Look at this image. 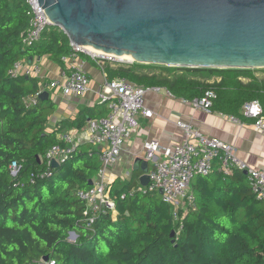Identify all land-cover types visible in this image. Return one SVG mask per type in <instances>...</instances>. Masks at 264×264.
Wrapping results in <instances>:
<instances>
[{
    "label": "trees",
    "instance_id": "obj_1",
    "mask_svg": "<svg viewBox=\"0 0 264 264\" xmlns=\"http://www.w3.org/2000/svg\"><path fill=\"white\" fill-rule=\"evenodd\" d=\"M29 18L26 0H0V264H264V200L253 193L244 171L225 175L220 162L210 175L192 180L195 206L180 209L178 220L159 192L139 190L143 172L133 170L128 181L117 178L111 184L115 210L100 212L94 226L87 227L86 205L78 192L91 187L101 168L99 152L91 144L52 167V176L30 182L48 168L45 155L59 142L60 132L84 128L106 116L109 107H87L73 119L52 124L58 108L52 97L30 104L44 82L11 75L13 65L45 56L62 63L72 45L58 26L25 45ZM139 64H108L107 78L166 87L188 101L214 90L213 109L240 120H247L240 112L246 102L258 100L264 108V82L239 80L251 75L250 69L192 68L205 76L225 75L209 84L187 76L151 75ZM13 161L21 164L18 178L11 174ZM71 232L77 234L76 241L69 240Z\"/></svg>",
    "mask_w": 264,
    "mask_h": 264
},
{
    "label": "built area",
    "instance_id": "obj_2",
    "mask_svg": "<svg viewBox=\"0 0 264 264\" xmlns=\"http://www.w3.org/2000/svg\"><path fill=\"white\" fill-rule=\"evenodd\" d=\"M26 3L29 6L30 18L23 43L33 45L42 38L43 33L50 26L54 25L38 0H26ZM71 45L70 55L63 57V60L69 64L68 68L49 84L44 83L43 87L30 98V104L38 103L40 94L48 88H60L67 96L87 94L90 91V76L85 62L80 58L82 54L91 57L103 70L108 64L135 62L90 47L73 43ZM10 74L42 78L43 70L36 63L19 61L13 65ZM104 75L106 78L99 95L101 102L108 104L109 113L99 119L90 120L84 129L75 128L60 132L59 142L46 152L45 160L48 168L43 174L33 175L30 179L31 183H36L39 177L52 176L53 161L56 160L61 165L66 163L84 144L97 147L101 168L93 180V185L87 190L78 192L79 198L85 202V222L90 228L94 226L100 212H105L106 209L115 210V202L110 195L111 184L114 182L110 178V168L118 164L124 143L139 129V118H152L154 115L153 110L146 103V94L164 92L161 87L137 85L125 78L108 80L105 70ZM166 93L171 94L168 90ZM215 98V91L208 90L205 95L191 100L190 103L197 110L211 112ZM243 114L253 119L255 129L264 134V108L258 100L246 102L243 105ZM230 119L239 120L234 116H230ZM177 124L184 132V139L176 145L163 148L159 140L145 142V160L150 163V181L147 186H142L140 183V191L147 194L160 193L162 190L160 193L162 200L173 207L175 219L178 220L180 209L195 206L194 195L190 193L192 180L198 175H210L214 171L216 162H220V170L225 175L232 174L235 169L247 172L253 193L258 199L264 200V169L252 167L238 156L235 146L207 137L193 123L178 122ZM10 170L12 176L18 178L21 164L13 161ZM132 173L133 169L127 170L121 178L128 181ZM18 185L19 183L16 184ZM135 191L136 189H133L132 194Z\"/></svg>",
    "mask_w": 264,
    "mask_h": 264
},
{
    "label": "water",
    "instance_id": "obj_3",
    "mask_svg": "<svg viewBox=\"0 0 264 264\" xmlns=\"http://www.w3.org/2000/svg\"><path fill=\"white\" fill-rule=\"evenodd\" d=\"M38 1L75 45L145 64L264 68V0ZM49 98L48 90L40 94ZM53 166L60 164L54 160ZM149 169V161L136 158L133 170H142V186L149 184Z\"/></svg>",
    "mask_w": 264,
    "mask_h": 264
},
{
    "label": "crops",
    "instance_id": "obj_4",
    "mask_svg": "<svg viewBox=\"0 0 264 264\" xmlns=\"http://www.w3.org/2000/svg\"><path fill=\"white\" fill-rule=\"evenodd\" d=\"M80 58L85 62V67L90 76V91L82 96H67L60 88H48L50 97L58 105L51 120L52 124H58L62 120L73 119L81 110L87 107L106 104L101 102L99 95L106 78L104 70L107 76L106 67L103 70L91 57L85 54H82ZM33 63L41 66L43 70L42 80L45 84H49L50 81L58 78L69 65L63 58L62 63H60L47 56L34 58ZM134 63H126L125 65H134ZM140 64H143L140 66L143 72L164 78L187 76L188 78L214 84L221 82L223 77H225L223 74L209 75L207 72L206 76L203 73L196 74L192 72L193 69L190 67ZM250 70L251 75H240L239 80L244 83H249L254 79L264 82V68ZM161 88L164 89V92H148L146 94V103L153 110L154 115L152 118H139V129L124 143L118 164L110 168V178L113 181L121 178L127 170H132L136 158L145 159L144 144L146 141L159 140L163 148L172 147L181 142L184 139V132L178 126V122L193 123L207 137L232 144L237 149V154L242 160L252 167L264 169V134L255 129L251 118L247 117V120H232L230 119L231 115L218 110L212 109L211 112L197 110L191 105L190 101L172 93L169 95L166 93V90H168L166 87ZM106 106L108 107V104ZM240 112L243 114V107ZM87 124L84 128L87 127ZM70 129H65L64 131ZM94 148L98 150L97 147Z\"/></svg>",
    "mask_w": 264,
    "mask_h": 264
},
{
    "label": "bare ground",
    "instance_id": "obj_5",
    "mask_svg": "<svg viewBox=\"0 0 264 264\" xmlns=\"http://www.w3.org/2000/svg\"><path fill=\"white\" fill-rule=\"evenodd\" d=\"M91 48V47H90ZM91 49H93V48H91ZM122 58H124V59H126V60H129V61H133V57H132V55H124V56H122Z\"/></svg>",
    "mask_w": 264,
    "mask_h": 264
},
{
    "label": "rangeland",
    "instance_id": "obj_6",
    "mask_svg": "<svg viewBox=\"0 0 264 264\" xmlns=\"http://www.w3.org/2000/svg\"><path fill=\"white\" fill-rule=\"evenodd\" d=\"M191 188V187H190ZM76 239H77V235H71V233H70V236H69V240L70 241H76Z\"/></svg>",
    "mask_w": 264,
    "mask_h": 264
}]
</instances>
